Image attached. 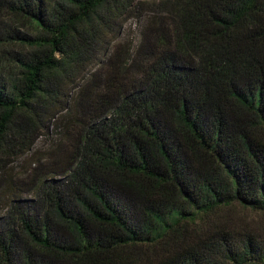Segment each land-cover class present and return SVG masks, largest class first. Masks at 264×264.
Returning <instances> with one entry per match:
<instances>
[{
  "label": "trees",
  "instance_id": "obj_1",
  "mask_svg": "<svg viewBox=\"0 0 264 264\" xmlns=\"http://www.w3.org/2000/svg\"><path fill=\"white\" fill-rule=\"evenodd\" d=\"M2 206L0 264H264V0H0Z\"/></svg>",
  "mask_w": 264,
  "mask_h": 264
},
{
  "label": "rangeland",
  "instance_id": "obj_2",
  "mask_svg": "<svg viewBox=\"0 0 264 264\" xmlns=\"http://www.w3.org/2000/svg\"><path fill=\"white\" fill-rule=\"evenodd\" d=\"M135 19H131L125 26L120 29V36L122 41L130 40L134 41L137 38V25ZM19 51V50H17ZM92 70V69H91ZM83 79H80L78 85L83 83ZM68 89L69 97H72L77 92V89ZM66 114L62 113L56 116L55 120L50 124H47L43 130L39 131L35 136L34 145L31 148L29 154L18 157L6 159L8 162V172L15 179H26L36 167L40 160H45L48 151L55 142L59 140V134L61 133L60 126H64ZM60 125V126H59ZM25 198V197H22ZM2 213L6 211V207H1ZM233 220L241 227H248L255 230L264 228V218L253 213L250 210L241 209L240 207L235 208L232 212Z\"/></svg>",
  "mask_w": 264,
  "mask_h": 264
}]
</instances>
